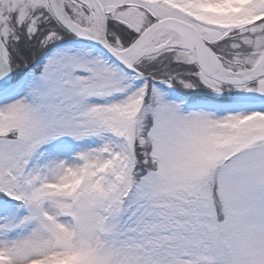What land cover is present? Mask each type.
Wrapping results in <instances>:
<instances>
[{
  "label": "snow or ice",
  "instance_id": "obj_1",
  "mask_svg": "<svg viewBox=\"0 0 264 264\" xmlns=\"http://www.w3.org/2000/svg\"><path fill=\"white\" fill-rule=\"evenodd\" d=\"M0 264H264V0H0Z\"/></svg>",
  "mask_w": 264,
  "mask_h": 264
}]
</instances>
